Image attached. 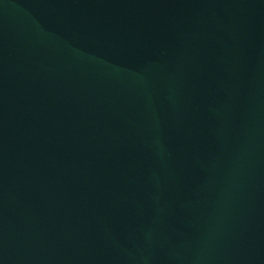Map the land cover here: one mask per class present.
I'll return each mask as SVG.
<instances>
[{
	"label": "water",
	"instance_id": "water-1",
	"mask_svg": "<svg viewBox=\"0 0 264 264\" xmlns=\"http://www.w3.org/2000/svg\"><path fill=\"white\" fill-rule=\"evenodd\" d=\"M0 264H96L50 0H0Z\"/></svg>",
	"mask_w": 264,
	"mask_h": 264
}]
</instances>
